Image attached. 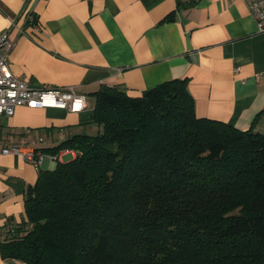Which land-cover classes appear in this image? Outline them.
Segmentation results:
<instances>
[{"label":"trees","instance_id":"obj_1","mask_svg":"<svg viewBox=\"0 0 264 264\" xmlns=\"http://www.w3.org/2000/svg\"><path fill=\"white\" fill-rule=\"evenodd\" d=\"M94 96L100 130L41 149L75 156L40 170L3 259L264 264V134L197 117L183 80Z\"/></svg>","mask_w":264,"mask_h":264},{"label":"crops","instance_id":"obj_2","mask_svg":"<svg viewBox=\"0 0 264 264\" xmlns=\"http://www.w3.org/2000/svg\"><path fill=\"white\" fill-rule=\"evenodd\" d=\"M4 32L15 43L14 76L33 89L75 87L85 106L0 116V147L42 138L35 147L52 148L96 134L94 93L120 87L140 97L171 80L186 81L197 117L264 134V33L244 0H0ZM74 156L62 151L57 161ZM55 164L0 156V241L9 223H24L26 191ZM0 264L25 263L0 253Z\"/></svg>","mask_w":264,"mask_h":264},{"label":"built area","instance_id":"obj_3","mask_svg":"<svg viewBox=\"0 0 264 264\" xmlns=\"http://www.w3.org/2000/svg\"><path fill=\"white\" fill-rule=\"evenodd\" d=\"M255 22L258 33H264V0H244ZM26 23L37 28L35 17L31 13L24 16ZM7 32L0 33V116H13L19 107L29 109L57 108L76 112L85 106V97L77 93L75 87L33 89L27 82L18 79L10 70L7 55L14 46ZM78 106L79 108H76ZM43 139L22 141L0 147V156L15 155L26 163L39 168L43 162L55 164L60 153L49 154L35 147Z\"/></svg>","mask_w":264,"mask_h":264},{"label":"rangeland","instance_id":"obj_4","mask_svg":"<svg viewBox=\"0 0 264 264\" xmlns=\"http://www.w3.org/2000/svg\"><path fill=\"white\" fill-rule=\"evenodd\" d=\"M69 159L68 157H65V160Z\"/></svg>","mask_w":264,"mask_h":264}]
</instances>
